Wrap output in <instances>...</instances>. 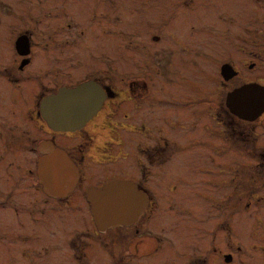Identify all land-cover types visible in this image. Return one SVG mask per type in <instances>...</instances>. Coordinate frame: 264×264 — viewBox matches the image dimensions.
<instances>
[{"label":"flooded vegetation","instance_id":"1","mask_svg":"<svg viewBox=\"0 0 264 264\" xmlns=\"http://www.w3.org/2000/svg\"><path fill=\"white\" fill-rule=\"evenodd\" d=\"M72 4L0 0L1 264H264V25L219 36L222 50L167 34L155 54L168 67L142 58L123 72L110 24L93 6L75 7L82 22L68 17ZM82 86L71 104L83 122L51 126L44 101ZM248 86L240 103L253 110L236 113L228 98ZM58 152L74 177L50 194L40 161ZM112 182L146 204L130 224L100 229L89 193Z\"/></svg>","mask_w":264,"mask_h":264},{"label":"rangeland","instance_id":"2","mask_svg":"<svg viewBox=\"0 0 264 264\" xmlns=\"http://www.w3.org/2000/svg\"><path fill=\"white\" fill-rule=\"evenodd\" d=\"M63 1L66 0H61V2ZM67 1L73 2V10H68V17L82 22L78 15L79 11L76 10L75 7L82 9L93 6L99 11L96 12L98 19L105 20V25L108 23V27L110 24L114 38L113 42L115 58L117 59L116 63H118L116 68L123 72L124 70L128 71L126 68L128 64H130V66L138 65L135 70L142 68V64H138L139 60L141 61L142 58L147 61V68L154 65V63L159 66L160 61H162V68L165 63L162 60L163 56L156 59L155 51H158L164 44L163 40H166L167 34L178 33L181 35L184 33L199 36L205 40H209L210 49L222 50L223 48L220 45V37L224 39V35L252 33L253 30H248V28L251 26H254L252 28H257L264 25V13L261 7L264 0L259 1L262 2L261 5L255 0ZM68 7L71 8L70 5ZM258 31L262 33L264 32V29H259ZM98 32V30L93 32L94 46H97V42L101 41ZM108 34L112 35L110 31H108ZM228 37L229 40L233 38L232 36ZM157 40H160V43L163 44H157ZM197 46L198 44L193 46L192 49H198ZM102 53H107V51H103ZM181 56H187L188 58L189 55L181 54ZM141 62L144 66V62ZM164 66L168 67L166 64ZM163 72H166L167 75L170 72V69H163ZM153 78H155V75ZM161 208H165L163 203ZM73 219L74 218L72 217L71 220ZM58 226H62V229H69L73 226V223H69V221H59ZM59 231L61 233H59ZM211 231H213V229H211ZM57 233L61 235L63 231L57 229ZM52 236L56 238L57 234ZM202 237L204 238L205 235L201 230L194 231L196 248H199L198 245L201 244ZM55 246L56 244L51 243V248L55 249ZM61 249L63 250L62 253H66V259L73 257L64 247ZM53 255L55 256V253ZM72 264L74 263L72 262Z\"/></svg>","mask_w":264,"mask_h":264},{"label":"water","instance_id":"3","mask_svg":"<svg viewBox=\"0 0 264 264\" xmlns=\"http://www.w3.org/2000/svg\"><path fill=\"white\" fill-rule=\"evenodd\" d=\"M86 91V86L77 89H63L58 95L46 99L43 103V109L47 111L50 125L56 129L74 128L80 125L86 112L78 111L79 105L71 104V101L78 102ZM251 93L250 86L231 93L228 98L229 106L236 113H238L237 110L241 113L248 111L250 113L251 104L249 100H247L248 103H240V99L250 98ZM245 109H247L246 112ZM62 115L67 118L65 120L59 119ZM59 153H55V156L49 158L48 161L47 159L40 161V179L50 194H56L59 192L57 189L67 187L63 183L67 180L72 182L74 177L71 176L73 171L71 165L65 156ZM63 161L67 165H63ZM89 201L92 205L96 224L100 229L130 224L139 216L146 204L145 196L137 192L134 185L125 182H112L102 189H92L89 193Z\"/></svg>","mask_w":264,"mask_h":264}]
</instances>
